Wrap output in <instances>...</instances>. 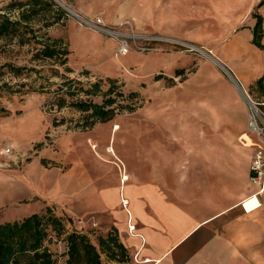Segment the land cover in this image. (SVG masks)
<instances>
[{
	"label": "crops",
	"instance_id": "1",
	"mask_svg": "<svg viewBox=\"0 0 264 264\" xmlns=\"http://www.w3.org/2000/svg\"><path fill=\"white\" fill-rule=\"evenodd\" d=\"M72 1L74 15H89ZM259 3L248 0L236 19L221 14V4L214 10L222 19H212L208 4L192 35H209L212 20L219 25L216 40L229 42L214 47L218 67L199 59L192 80L166 89L140 125L120 119L86 127L62 142L59 173L31 176L78 227L116 228L132 264H264V196L251 181L255 149L240 141L248 131L245 96L264 98V85L250 93L264 76V50L253 43L257 20L240 25ZM32 121L15 137L31 136Z\"/></svg>",
	"mask_w": 264,
	"mask_h": 264
},
{
	"label": "rangeland",
	"instance_id": "2",
	"mask_svg": "<svg viewBox=\"0 0 264 264\" xmlns=\"http://www.w3.org/2000/svg\"><path fill=\"white\" fill-rule=\"evenodd\" d=\"M10 1L0 3V13L7 11L5 8ZM50 1L63 11L60 12L63 20L46 32L52 38H62L67 44L71 52L68 65L73 72H67L65 67L53 61H34L36 51L33 45H20L18 39L12 42L0 40V144L12 145L21 160L25 159L19 166L12 165L0 171V224L21 221L36 213L43 214L51 208L53 214L62 219L65 229L61 235L49 230L46 246L57 264H67L69 233L78 230L98 244L99 237L106 236L111 228L105 230L100 226L84 224L78 227L75 220L65 213L61 203L50 199V188H41L31 179L32 174L59 173L63 166L62 142L86 131V125L92 122L87 113L79 111L70 103L62 109L51 105L58 85L68 80L73 86H76L74 82L77 81L89 88L99 82L101 92L93 97L98 103L104 102V94L113 85L114 89L126 95L137 92V98L121 97L114 105L116 109H119L118 105H133V111L120 109L113 120L105 123L112 125L122 120L124 124L140 125L146 107L163 97L166 89L178 86L186 79L192 80V71L196 69L199 59L211 60L218 67L215 59L219 62L216 56L220 53L214 55V47L221 50L229 42L228 39L216 40L219 25L212 20L209 35H192L197 23L195 21L204 16L205 7L211 4L214 11L212 19H222L221 14L236 19L244 12L248 0H78L89 12V15L78 13V16L71 13L74 7L72 0ZM220 4L221 14L214 10ZM260 11L264 19V4L246 11L242 15L241 27H247L248 21L255 19L253 14ZM12 13L13 17L17 16L15 12ZM50 15L42 12L40 18L53 21ZM81 16L92 20L100 17L105 25L117 28L131 40L130 53L125 56L119 54L118 40L102 33L100 29L87 27ZM68 21L80 30L69 29ZM133 34L138 37H132ZM146 37L159 39L151 41L146 40ZM145 47L150 48V51H144ZM6 65L26 69L21 75L15 76ZM83 66H88L94 72L86 68L78 70ZM179 70L182 73H178ZM260 89L257 86L250 93L260 92ZM68 101L72 99L68 98ZM31 120H34L31 124L35 126L31 136L20 134V137H15L13 131ZM90 142L88 145L91 148ZM102 259L108 264L106 256L103 255ZM127 264H132L131 256Z\"/></svg>",
	"mask_w": 264,
	"mask_h": 264
},
{
	"label": "trees",
	"instance_id": "3",
	"mask_svg": "<svg viewBox=\"0 0 264 264\" xmlns=\"http://www.w3.org/2000/svg\"><path fill=\"white\" fill-rule=\"evenodd\" d=\"M264 4L261 0L258 7ZM7 11L0 13V40L14 41L18 39L20 45H33L35 47L34 61H53L65 67L67 72H73L69 67V55L71 54L67 44L62 38L50 37L46 30L61 22L62 15L56 4L50 0H11L5 8ZM59 10V11H58ZM3 11V10H1ZM12 12L17 14L12 16ZM42 12L50 13L53 21L40 18ZM253 17L257 23L254 27L253 43L264 50L262 43L264 37V19L255 12ZM41 32H44L40 35ZM15 76L21 75L26 67L6 65ZM35 72L36 69H32ZM182 73V71H178ZM64 78V76L62 75ZM67 79V78H66ZM112 83H115L111 79ZM73 86L68 80H64L54 91V102L51 104L57 109H62L70 103L79 111L87 113L92 122L86 127H91L98 122H107L119 112L128 109L133 111V105L114 106L118 98H137V92L126 95L117 91L115 85L104 94L103 103L94 100L100 90L99 82L85 88L81 83L74 82ZM259 88L264 85V76L257 81ZM115 93L113 97L112 94ZM84 96V97H82ZM71 98L72 101H68ZM55 125V122H54ZM56 126V125H55ZM65 225L61 218L55 216L51 208L43 214H33L21 221L6 222L0 224V264H57L50 249L46 246L49 230L61 235ZM68 259L67 264H106L102 256H106L108 264H127L130 253L122 243L116 228H111L106 236L98 239L94 244L90 237L78 230H73L67 235Z\"/></svg>",
	"mask_w": 264,
	"mask_h": 264
},
{
	"label": "built area",
	"instance_id": "4",
	"mask_svg": "<svg viewBox=\"0 0 264 264\" xmlns=\"http://www.w3.org/2000/svg\"><path fill=\"white\" fill-rule=\"evenodd\" d=\"M83 24L87 27H94L119 42V54L125 56L130 53L132 46L130 39L123 36L117 28L105 25L102 18L98 17L94 20L86 19L81 16ZM132 37L136 38L135 34ZM146 40H156L159 38L146 37ZM144 51H150V48H144ZM248 107V131L240 137V141L244 145H251L255 151L251 164V181L258 187L257 194L264 196V98L254 99L249 95L245 96ZM0 171L10 168L12 165L19 166L25 159L21 160L20 156L15 152L12 145L0 147ZM97 225L95 224L94 227ZM131 233L135 232V226L129 227Z\"/></svg>",
	"mask_w": 264,
	"mask_h": 264
},
{
	"label": "bare ground",
	"instance_id": "5",
	"mask_svg": "<svg viewBox=\"0 0 264 264\" xmlns=\"http://www.w3.org/2000/svg\"><path fill=\"white\" fill-rule=\"evenodd\" d=\"M72 13V12H71ZM76 16H78V15H76ZM199 49V48H198ZM228 72V71H227Z\"/></svg>",
	"mask_w": 264,
	"mask_h": 264
}]
</instances>
